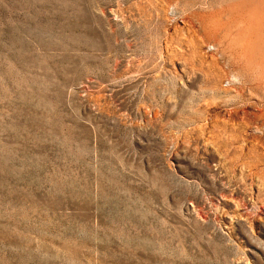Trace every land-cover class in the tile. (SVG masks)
I'll use <instances>...</instances> for the list:
<instances>
[{
    "label": "rangeland",
    "instance_id": "obj_1",
    "mask_svg": "<svg viewBox=\"0 0 264 264\" xmlns=\"http://www.w3.org/2000/svg\"><path fill=\"white\" fill-rule=\"evenodd\" d=\"M0 264H264V0H0Z\"/></svg>",
    "mask_w": 264,
    "mask_h": 264
}]
</instances>
